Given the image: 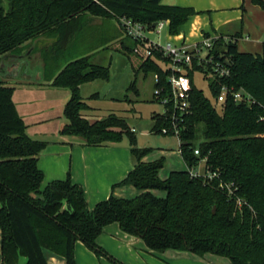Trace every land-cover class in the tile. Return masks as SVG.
<instances>
[{
    "label": "trees",
    "instance_id": "1",
    "mask_svg": "<svg viewBox=\"0 0 264 264\" xmlns=\"http://www.w3.org/2000/svg\"><path fill=\"white\" fill-rule=\"evenodd\" d=\"M254 2L264 6L263 0ZM83 14L115 18L126 16L150 27L169 22V33L176 35L189 17L191 7L163 5L161 0H0V60L9 53L26 52V46L40 35L60 30L57 43H65L81 29ZM60 43V44H61ZM124 54L135 74L142 71L160 77L167 84L168 71L160 52L143 59L134 52L138 42L125 40ZM215 61L230 69L222 77L211 67L194 61L188 69L191 81L190 112L178 122L180 151L188 170L172 171L167 180L159 176L162 162L146 163L149 149L135 145L125 118L111 113L90 121L82 115L88 105L80 86L94 80H109L110 64H99L82 56L64 65L52 84L66 87L71 98L65 106L68 120L62 134L75 135L84 145L119 143L124 134L131 138L134 168L119 184H132L142 191L135 198L112 194L93 209L88 207L82 186L70 176L42 187L44 173L38 166L46 141L33 139L13 100L15 86L0 76V228L2 264H48L44 249L77 264L75 243L80 240L99 256L123 264L97 243L98 236L111 223L137 236L148 249L188 251L197 256L214 254L233 264H264V52L240 51L236 41L223 36L210 51ZM132 55L137 56L135 65ZM13 61V59H11ZM208 79L214 100L195 83V73ZM222 85L243 89L252 102H237L229 93L224 102L217 96ZM139 95L136 79L127 89ZM153 132L162 133L171 125L170 116L154 113ZM203 139L197 145V138ZM199 148L200 154H195ZM205 162V172L194 176L192 169ZM217 173L211 178L210 174ZM153 190H164L158 197ZM215 209V211H214Z\"/></svg>",
    "mask_w": 264,
    "mask_h": 264
},
{
    "label": "crops",
    "instance_id": "2",
    "mask_svg": "<svg viewBox=\"0 0 264 264\" xmlns=\"http://www.w3.org/2000/svg\"><path fill=\"white\" fill-rule=\"evenodd\" d=\"M161 3L169 6L191 7L197 12L179 27L178 34L172 35L169 33L166 40L176 43L184 41L194 43L201 40L203 35H222L238 37L237 43L240 41L259 43L264 37V6L254 2V0H161ZM114 21L118 23L122 30L119 21L115 18L94 17L83 14L79 17L77 23L81 27L90 22L98 24L104 28L103 33H105V31H108L106 28H115ZM47 34L40 35L36 41L26 46L27 51L29 47H33L32 54L29 56L30 58L33 55V58H30L31 67L33 69L38 66L42 68V79L12 81L3 78L15 86L13 100L27 125L26 132L28 135L33 139L47 142L38 158V166L44 173L42 187H46L54 180H62L70 176L74 183L83 187L90 209H93L98 202L107 199L112 193L121 198L137 197L142 191L132 184H122L113 188L115 184L123 181L134 168V159L128 149L118 147V143L102 146L84 145L80 137L62 134L61 131L68 122L64 109L71 98V91L69 88L52 84L63 66L53 72H48L47 62L42 60L40 53L37 51L40 42L46 41L45 36ZM108 38H110L111 43L120 40L122 42L121 36L119 38L117 36ZM47 39L52 40L51 42L54 43L57 38L49 37ZM87 56H90L95 63L104 64L101 62L100 57L96 56V53ZM133 72L136 76L134 69ZM99 80L82 84L80 94L83 93L84 87L93 85ZM132 81H130V84ZM132 93L134 92L128 93L130 101H133ZM125 95L124 99H119V101L126 102ZM97 96L96 93L91 95V97ZM89 98L82 97L88 105L87 109H93L87 101ZM82 115L92 122L98 120L90 119L83 113ZM119 116L126 118L125 116ZM54 122H56V126L50 128ZM130 128L132 131L135 129ZM153 194L163 197L158 190H153ZM1 206L0 201V208ZM97 243L114 258L126 264H215L211 261V256H214V254H206L201 257L188 251L171 249L165 252L152 251L148 249L143 239L124 232L116 222L105 227L104 231L98 236ZM44 253L48 264H66L64 256L49 249H44ZM75 258L77 264H112L108 257L97 255L80 240L75 243ZM25 262L26 257L21 255L19 263L25 264ZM0 264H2L1 228Z\"/></svg>",
    "mask_w": 264,
    "mask_h": 264
},
{
    "label": "rangeland",
    "instance_id": "3",
    "mask_svg": "<svg viewBox=\"0 0 264 264\" xmlns=\"http://www.w3.org/2000/svg\"><path fill=\"white\" fill-rule=\"evenodd\" d=\"M113 23L115 24V28H106L108 31H105V33H103L104 28L98 24L86 23L77 32V35L68 41L67 45L61 42L57 43V39L55 42L53 41L54 43L51 42L52 40L49 41L47 39L49 37H58L60 30H54L45 36L46 41L40 42L37 51L40 53L42 60L47 62L48 72H53L76 58L95 53L97 57H100L102 63L111 65L109 80H99L95 84L83 88L81 96L90 97L87 101L93 109H83L82 113L90 119H102L109 113L125 116L128 125L135 128L133 133L136 138L135 145L139 148L149 149L143 161L146 163L162 162L163 167L160 170L159 176L165 181L169 178L172 171L189 169L180 151V140L178 136L171 133L164 134L152 131L154 125L153 114L155 112L161 114L164 111V106L154 98L155 75L152 73L145 74L142 71L138 72L136 76L134 75L132 63L123 52L125 45L121 44V40L111 43L108 37L117 36L119 38L121 36L122 41L125 40L129 44L132 43V39L124 33L123 29H120L116 21ZM113 23L111 22L112 26ZM168 34L169 24L165 23L161 33L151 32L148 36L155 42L164 43ZM251 38L253 39L254 37ZM263 42L264 37L259 43L240 41L238 42V48L240 51L263 53ZM131 57L135 65L139 63L137 56L132 55ZM30 58H33V55ZM134 79L137 82L139 95L132 93L131 97L133 101H119V99H124L130 81ZM195 83L204 91L207 97L211 100L215 99L211 93L208 79L205 78L203 73H195ZM95 93L98 96L91 97ZM216 101H219V103L223 102L220 98L216 99ZM54 126H56V122L50 128H54ZM202 139L203 136L200 133L196 141L197 145ZM118 144V147L128 149L131 152V138L129 134H124ZM192 170L204 173L205 162L200 161ZM118 185L120 184H115L113 188H116ZM158 191L163 196L162 198L166 197L164 190ZM211 257V261L215 264H233L231 259L225 256L214 255ZM121 262L126 264L123 261ZM112 264L118 263L112 262Z\"/></svg>",
    "mask_w": 264,
    "mask_h": 264
},
{
    "label": "built area",
    "instance_id": "4",
    "mask_svg": "<svg viewBox=\"0 0 264 264\" xmlns=\"http://www.w3.org/2000/svg\"><path fill=\"white\" fill-rule=\"evenodd\" d=\"M119 23L124 33L138 42L134 48V52L143 59L153 57L155 52H160L167 61H160L164 70L168 71L167 84H160L154 88V98L164 106V111L161 113L165 116H170L171 125L163 127L162 133L174 134L180 137V128L178 122L184 119V116L190 112V91L191 81L188 75V69L192 66L194 61L203 64L205 68L211 67L213 71L222 76L230 75V69L221 61H215L210 51L213 49L215 42L222 37V35L206 36L203 35L201 40L188 43H176L171 40H166L164 43H158L148 36L151 32L161 33L165 23L168 21L156 22L153 27L135 21L126 16L119 18ZM225 41L234 42L238 37L223 36ZM206 52V53H204ZM160 82V77L155 75V83ZM231 94L233 98L241 103L243 101L252 102V97L243 89L236 90L234 87L222 85L218 94V98L224 102L227 95ZM217 98V99H218ZM219 103V101H217ZM264 120V116L260 117ZM135 129H133L134 131ZM195 154H200L199 148L195 149ZM202 173L192 170V175L198 176ZM217 173L210 174V177H216Z\"/></svg>",
    "mask_w": 264,
    "mask_h": 264
},
{
    "label": "water",
    "instance_id": "5",
    "mask_svg": "<svg viewBox=\"0 0 264 264\" xmlns=\"http://www.w3.org/2000/svg\"><path fill=\"white\" fill-rule=\"evenodd\" d=\"M33 47L27 52L4 55L0 60V76L12 81L21 80H38L43 78L41 67H31L29 56L32 54ZM13 59V61L11 60ZM215 211V209H214Z\"/></svg>",
    "mask_w": 264,
    "mask_h": 264
}]
</instances>
